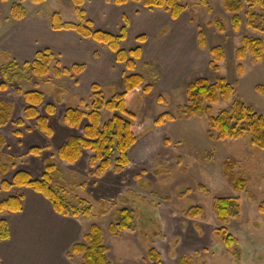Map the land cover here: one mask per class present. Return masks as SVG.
Returning <instances> with one entry per match:
<instances>
[{
  "label": "rangeland",
  "instance_id": "1",
  "mask_svg": "<svg viewBox=\"0 0 264 264\" xmlns=\"http://www.w3.org/2000/svg\"><path fill=\"white\" fill-rule=\"evenodd\" d=\"M206 1L205 4L203 0H180L186 6L181 22L186 26L189 20V29L205 33L207 47L204 51L210 58V48L223 47L226 55L219 62L220 69L199 68L172 91L161 90L153 84L151 91L145 93V83L135 91L128 105L135 116L127 118L144 130L130 149V163L122 172L114 171L116 155L112 167L101 177L90 174L93 169L90 150H84L75 164L58 157L60 145L70 135L82 132L63 123V115L72 106L70 104L63 102L56 115H49L54 130L52 137L37 127L35 119L26 120L25 126L20 128L13 123L24 117L27 107L23 95L16 92L17 86L23 91L39 87L48 93L39 107L42 114H46L45 105L49 102L56 105L52 98L53 83L56 82L52 73L37 77L22 68L20 77L7 81L5 90L0 88V99L13 106L12 121L0 126V135L5 139L0 152L10 165L7 173L0 174V183L2 180L11 181L19 170L41 178L47 161L54 159L67 184L63 191L67 200L81 209L92 208L90 216L78 217L86 225L97 223L101 226L112 264H152L147 259L151 247L162 253L166 264H179L186 255L192 257L194 264H264V212L261 210L264 204V148L255 146L249 133L238 139L211 138L206 116L167 121L161 126L154 124L164 112L178 113L179 106L187 103L186 85L199 77L210 81L224 77L236 89L229 100H220L213 105L214 114L230 108L235 99H240L264 115V58L254 61L248 54L243 60H237L235 56L244 36L264 41V19L262 28L249 25V4L243 0L244 8L239 13L242 22L235 30L234 14L226 10V0ZM17 2L25 6L27 13L33 9L42 12L58 10L65 21L78 22L72 0H47L40 4L30 0H0V33L5 21L12 17L11 6ZM254 11L259 14L261 8L255 7ZM218 20L225 27L223 31L218 27ZM254 24L259 21L254 20ZM5 62V54L0 52V69ZM0 79L2 83L1 70ZM145 79L152 83L147 76ZM54 97L57 101V92ZM88 103L91 98L85 99L80 108L86 109ZM112 114L104 109L103 121ZM84 123H87L86 119ZM17 129L21 131L20 136L14 133ZM33 146L43 149L39 154L31 153ZM8 156L10 159H6ZM229 160L235 162V174L248 179L247 188L242 192L234 190L224 175V164ZM20 192V188L13 187L3 191L1 198ZM217 197L238 200L233 216L226 223H221L215 215L213 206ZM191 207H201L203 214L188 218L184 211ZM123 208L134 210L136 230L113 235L109 226L115 221L117 211ZM223 229L236 239L231 248L221 233Z\"/></svg>",
  "mask_w": 264,
  "mask_h": 264
},
{
  "label": "trees",
  "instance_id": "2",
  "mask_svg": "<svg viewBox=\"0 0 264 264\" xmlns=\"http://www.w3.org/2000/svg\"><path fill=\"white\" fill-rule=\"evenodd\" d=\"M5 1V0H2ZM24 1V0H22ZM33 3L40 4L47 0H30ZM87 0H72L75 6V13L78 22L65 21L60 11L51 12V25L55 30H74L85 38H91L94 41L108 47L115 53L116 61L125 66V90L116 93L110 99L105 97L101 86L92 85L91 103L86 104V109L80 107H68L63 115V123L73 129L82 131L79 134H72L64 141L58 149V157L70 164H75L83 155L84 150H90V166L93 168L90 174L95 177H101L113 165L115 158L114 171L119 173L125 170L130 163L129 151L137 143L139 136L144 128L137 127L128 117H134L135 114L128 109V105L137 88L144 84V76L135 72L138 61L142 58V49L140 46L126 50L121 47V41L126 36V26L122 28L119 35L94 28L93 22L87 17L85 3ZM115 4H124L130 1L141 3L149 10L163 8L168 11L173 18H178L185 10L186 6L180 3V0H107ZM248 8V24L257 28H262L264 19V0H246ZM203 3H207L203 0ZM255 7H260L261 12L257 14ZM225 8L233 13V28L238 30L242 19L239 13L244 8L243 0H226ZM27 11L21 2L14 3L11 6V16L15 20H22L26 17ZM254 20L259 24L255 25ZM221 31L225 29L220 20L217 21ZM143 40V36L139 37ZM198 45L201 48L207 47L205 33L198 31ZM6 62L1 66V75L3 82L0 88H7V81H13L20 77L22 68L28 69L37 77H44L52 73L55 77L68 75L74 77L85 69L84 64H75L72 67H62L57 56L46 49L37 52L35 58L31 61L19 62L16 59L9 58L4 52ZM211 58L208 66L215 71H219V62L225 58V51L221 46L210 48ZM250 54L254 61H260L264 58V41L261 38L244 36L241 46L236 50L237 60H243ZM239 69H242L240 65ZM16 92L23 95L27 107L24 109V117L13 121L19 128L25 126L26 120L35 119L37 127L48 137L54 134L53 127L50 124L49 115L56 113V105L48 103L45 105L46 114H42L40 106L45 101V92L40 89H30L23 91L17 86ZM152 89L151 84L144 85V92L149 93ZM235 87L224 77H217L215 81L207 78H196L186 85L187 103L179 106L178 113L164 112L154 121L155 125H164L167 121L177 119H190L192 117H204L208 119L209 136L217 140L238 139L245 134H251V142L260 148H264V115L257 112L252 106L247 105L240 99H235L228 109H223L214 114L213 105L220 100H229L235 93ZM61 94L60 92H58ZM58 94V96H59ZM60 101L59 98L57 97ZM85 104V99L81 100ZM111 111L112 116L103 121L102 111ZM13 106L10 103L0 100V126H5L12 121ZM87 120V123L85 122ZM14 133L21 135L19 129ZM5 145V139L0 135V149ZM43 147L33 146L31 153L39 154ZM5 155L0 152V174L9 171L10 165L4 161ZM10 159V156L6 157ZM224 175L230 186L237 192H242L247 188L248 179L244 176L235 174V162L227 161L224 164ZM13 187L31 188L47 198L53 205L55 211L64 216L78 217L80 215L90 216L92 208L81 209L71 204L65 197L63 191L67 184L57 170V162L50 159L46 164V171L41 178H34L26 170H19L11 181L2 180L0 183V215L3 213H17L23 211L25 196L22 192L1 198L3 191H9ZM58 187V188H57ZM238 205V200L227 197H217L214 200V212L221 223H226L233 216V212ZM264 212V204L261 206ZM104 213V212H102ZM188 218H195L203 214L201 207H191L184 211ZM109 230L113 235H120L127 230H136V221L134 210L123 208L117 211L115 221L110 224ZM229 248L235 243V238L226 232H221ZM11 237L9 222L5 218H0V241L8 240ZM109 247L105 244V235L101 226L93 223L85 233L83 240L73 245L67 255H82V264H112L109 256ZM147 259L152 264H166L162 259V253L156 248L151 247L147 254ZM0 264H3L0 261ZM179 264H194L191 256H183Z\"/></svg>",
  "mask_w": 264,
  "mask_h": 264
},
{
  "label": "crops",
  "instance_id": "3",
  "mask_svg": "<svg viewBox=\"0 0 264 264\" xmlns=\"http://www.w3.org/2000/svg\"><path fill=\"white\" fill-rule=\"evenodd\" d=\"M85 10L95 29L119 35L126 26L121 47L126 50L141 47L142 58L135 72L144 76L145 84L172 91L197 69L209 64L210 55L198 45V31L189 29V20L182 26L183 13L173 18L163 8L149 10L134 1L119 5L107 0H87ZM5 22L0 33V52H6L9 58L21 63L31 61L37 52L48 49L62 67L85 65L74 77L54 76L52 98L57 112L63 102L81 107L82 99L89 100L93 84L101 86L106 98L125 90V66L116 61L115 53L74 30L53 29L50 11L33 9L22 20L11 17ZM140 36L143 40H139ZM145 76L152 83L146 82ZM56 92L61 93H58L60 101H55ZM21 192L25 196L23 211L0 215L8 220L11 230V237L0 241V261L3 264H82V255L69 257L67 252L83 240L91 223L86 225L79 217L57 213L47 198L31 188H23Z\"/></svg>",
  "mask_w": 264,
  "mask_h": 264
}]
</instances>
